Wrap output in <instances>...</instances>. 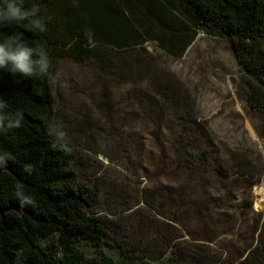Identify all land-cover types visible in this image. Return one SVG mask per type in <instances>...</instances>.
<instances>
[{
  "label": "trees",
  "instance_id": "obj_1",
  "mask_svg": "<svg viewBox=\"0 0 264 264\" xmlns=\"http://www.w3.org/2000/svg\"><path fill=\"white\" fill-rule=\"evenodd\" d=\"M33 3L44 18L43 33L15 23L0 28V37L17 35L29 46L43 45L51 61L46 76L31 79L0 70L4 111L21 116L20 127L0 130V264H146L98 214L104 204L113 202L111 196H122L119 191L104 189L100 178L87 183L77 180L73 153L92 150L81 134L85 148H70L79 132L64 131L54 109L49 77L63 59L95 61L104 85L109 81L127 84L135 99L132 108L157 119V135L151 138L159 149L157 160H149L142 176L153 184L159 176L156 169L165 166L160 171L168 186L165 198L197 205L209 220L184 218L185 212L178 219L173 215L183 229L179 239L191 236L187 220L207 234L208 223L215 220L211 216L221 217L219 211L228 203L229 194L240 185L242 190L250 186L264 167L259 155L245 146L219 145L218 155L210 159L206 147L210 133L193 126L191 117L181 119L169 132L176 142L166 137L160 116L184 109L188 111L183 114H196L185 85L157 65L154 52L180 58L199 32L228 42L242 72L247 111L264 131V0H25L24 6L30 8ZM62 137L68 139L65 145ZM92 146L97 149L92 152L104 153L101 144ZM177 173L182 184L170 186ZM143 181L138 198L151 215L164 218L158 206L169 203L152 198V190ZM145 226L138 230L139 236L144 243H156L152 236L157 239L163 231L157 234L155 223ZM228 244L221 242L220 248ZM229 253L231 258L242 256L237 264H264V220L255 233V244Z\"/></svg>",
  "mask_w": 264,
  "mask_h": 264
},
{
  "label": "rangeland",
  "instance_id": "obj_2",
  "mask_svg": "<svg viewBox=\"0 0 264 264\" xmlns=\"http://www.w3.org/2000/svg\"><path fill=\"white\" fill-rule=\"evenodd\" d=\"M147 48L153 49L152 45H147ZM154 54L158 56L157 65L168 70L185 85L193 99L192 112L196 114H183V111H188L184 109L175 113L169 111L166 116H160L166 124L162 127L167 133L166 137L176 142V137L173 134L171 136L169 132L172 133L181 119L186 121L191 117L193 126L196 124L198 127H204L210 133L211 140L206 142L210 159L216 157V153L218 155L219 145L224 144L230 148L245 146L250 148L253 154L259 155L258 161L264 167V131L260 129L259 120L247 111L242 97V72L238 68L230 44L223 39L212 38L199 32L180 58H172L161 52ZM49 82L59 124L64 131L67 129L70 135L79 132L77 140L71 143L70 148H85L81 134L82 138L90 143V150H97L92 145L101 144L104 152L98 154L96 151L84 152L83 149V152L73 153L77 180L87 183V180L96 177L102 180L104 189L119 191L122 196H111L114 203L104 204L99 209V212L101 210L104 213L98 214L122 235V242L127 249L133 251L134 256L142 260L140 262L237 264L242 256L231 258L229 252L236 253L237 249L250 242L255 244V233L264 220V172L255 177L251 185L244 190V186L240 185L236 192L229 194L230 201L228 200L219 211L221 217L211 216V219L215 220L213 224L208 223L207 234H202L204 231H198L193 221L187 220L191 236L186 235L184 239H179L183 229L178 221L171 218L173 215L178 219L185 212L184 218L201 219L202 216L203 221L209 220L205 216L206 211L200 210L199 206H186V202L173 203L165 198L168 186L160 174V171L166 169L165 166L156 169L159 176L153 184L147 181L145 175L142 176V169L145 171L149 160H157L159 149L154 141L157 135L154 133L157 119L152 113L132 108L131 103L135 99L128 91L127 84L109 81L104 85L98 65L93 60L77 63L63 59L56 71L50 75ZM191 109L192 104L189 106V110ZM197 130L200 131L199 128ZM81 131L90 133V136L83 135ZM144 136H149L148 140L144 141ZM66 141L68 142V139L62 137L64 145ZM208 170L206 169V172ZM208 174L207 172L204 175L206 179ZM143 179L152 190V198L157 199L159 203H169L170 206H158L159 213L164 218L151 215L146 210L148 207L138 198L139 191L145 186ZM182 181L180 173H177V177L169 185L178 187ZM236 204L241 206L236 208ZM152 222L159 229L157 234H160L161 230L163 233L157 239L152 236L157 240L156 243H144V238L139 236L138 230L146 228L145 224H153ZM227 241L230 244L221 249V242ZM176 243L179 244L175 248Z\"/></svg>",
  "mask_w": 264,
  "mask_h": 264
},
{
  "label": "clouds",
  "instance_id": "obj_3",
  "mask_svg": "<svg viewBox=\"0 0 264 264\" xmlns=\"http://www.w3.org/2000/svg\"><path fill=\"white\" fill-rule=\"evenodd\" d=\"M0 3V28L15 23L22 24L33 32L43 33L46 30L37 4L33 3L30 8H25V0H0ZM50 67L49 52L43 45L29 46L17 35L0 37V70L31 79L46 76ZM5 108L6 105L0 101V130L20 127V114H8L4 111Z\"/></svg>",
  "mask_w": 264,
  "mask_h": 264
},
{
  "label": "water",
  "instance_id": "obj_4",
  "mask_svg": "<svg viewBox=\"0 0 264 264\" xmlns=\"http://www.w3.org/2000/svg\"><path fill=\"white\" fill-rule=\"evenodd\" d=\"M3 169V167L0 165V170ZM3 212V211H0V213Z\"/></svg>",
  "mask_w": 264,
  "mask_h": 264
}]
</instances>
